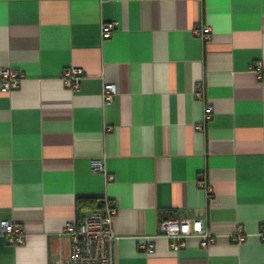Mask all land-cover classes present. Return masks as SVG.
<instances>
[{"label":"crops","instance_id":"1","mask_svg":"<svg viewBox=\"0 0 264 264\" xmlns=\"http://www.w3.org/2000/svg\"><path fill=\"white\" fill-rule=\"evenodd\" d=\"M257 64L264 74V0H0V70L22 74L0 88V221L25 234L19 246L0 234V264L68 259L66 222L92 212L78 215L80 198L115 207L114 264H264ZM70 68L77 88L64 83ZM97 159L113 181L92 172ZM184 217L215 242L190 237L174 252L158 225Z\"/></svg>","mask_w":264,"mask_h":264},{"label":"built area","instance_id":"2","mask_svg":"<svg viewBox=\"0 0 264 264\" xmlns=\"http://www.w3.org/2000/svg\"><path fill=\"white\" fill-rule=\"evenodd\" d=\"M115 25L113 23L101 26L102 39L111 37ZM194 33L201 40L210 38V28L207 26L196 27ZM258 80H262L264 74L260 64L255 66ZM80 70L76 68L67 69L64 72L63 80L66 86L77 88L80 79ZM22 74L15 69L0 70V88L2 92H11L18 88V84ZM116 94L113 84H105L103 87V98L106 102H111ZM203 90L200 84L194 86V96L201 98ZM212 108L206 106L204 109L203 122L211 119ZM202 124L196 126L197 130L202 129ZM91 170L93 173L105 174L108 182L113 181V176L106 174L104 163L101 160H93L91 162ZM198 185L210 193L206 187L205 181L202 179ZM116 214V209L107 200H103L101 209L92 212L80 220L71 219L66 222L63 233L66 234L70 241V256L68 259L57 260L51 264H114L113 248L116 243L117 236L112 230V220ZM158 233L169 240L170 246L174 252L179 251L185 246V242L190 237H195L199 241L202 248H206L215 242V237L204 230L203 222L194 218H167L158 225ZM0 234L5 238L6 242L12 246L22 245L25 234L22 229L15 223L7 220L0 221ZM264 240V226L259 233ZM245 240L244 235H234L231 237L233 243H241ZM142 248L147 253H152L154 245L147 238L142 240Z\"/></svg>","mask_w":264,"mask_h":264},{"label":"trees","instance_id":"3","mask_svg":"<svg viewBox=\"0 0 264 264\" xmlns=\"http://www.w3.org/2000/svg\"><path fill=\"white\" fill-rule=\"evenodd\" d=\"M102 204H103V199L97 200L93 198H80L78 199L77 204H76L78 215H81L82 213L81 210L88 209V208H91L92 212H96L99 209H101ZM82 217L83 216H80L79 218L81 219Z\"/></svg>","mask_w":264,"mask_h":264}]
</instances>
